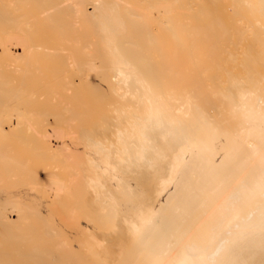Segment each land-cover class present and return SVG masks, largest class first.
Listing matches in <instances>:
<instances>
[{"label":"bare ground","instance_id":"6f19581e","mask_svg":"<svg viewBox=\"0 0 264 264\" xmlns=\"http://www.w3.org/2000/svg\"><path fill=\"white\" fill-rule=\"evenodd\" d=\"M0 191V264H264V0H0Z\"/></svg>","mask_w":264,"mask_h":264},{"label":"rangeland","instance_id":"374dc122","mask_svg":"<svg viewBox=\"0 0 264 264\" xmlns=\"http://www.w3.org/2000/svg\"><path fill=\"white\" fill-rule=\"evenodd\" d=\"M87 4H89V3H87ZM88 6H91V4L90 5H87L86 6V11H90L91 9H90V7H88ZM186 67V66H185ZM188 69H185V71L187 72H181V74H188V71H187ZM86 77L87 78H89V79H95L94 78V76H93V74H87L86 75ZM21 80H18L17 79V81L15 82V81H13V83L14 84H18L17 82H20ZM21 82H24V81H21ZM25 82H31V81H25ZM74 94V92H72V91H66L65 93H63V94H61V96H59L58 97V100L57 101H54V99H53V102H52V100H51V103H50V106L51 107H53V105H55L58 109H60L64 104H70L69 103V101H70V99H69V97L71 98L72 97V95ZM35 102H42V99L41 98H39V97H37V98H35V101H34V104H35ZM104 103L105 102H108V100L107 99H105L104 101H103ZM101 110H102V114H107V108L106 107H104V106H102V108H101ZM100 113V110L99 109H95V110H93V112H92V116H88V117H84L83 119H87V121H86V125L88 124L89 126L92 124V122L93 121H95L97 118H98V115H99V113ZM98 114V115H97ZM79 125H80V123L78 122V121H71V123H70V126L71 127H79ZM66 128H68V126H65V129ZM48 129V131L50 130V133H52L51 132V127H48L47 128ZM67 130V129H66ZM68 131V130H67ZM70 131V130H69ZM49 133V135H50V138H49V140H50V144H51V146H53V147H55L56 145H60V143L58 142L59 140H58V138L59 139H62L63 140V138H61V136L62 135H60V137H58L57 136V133H53V138H51L52 137V135ZM65 135V136H64ZM55 136H57V137H55ZM63 136L64 137H68V135L67 134H63ZM56 138V139H55ZM69 138V137H68ZM68 138H66V139H64L65 141H68L67 139ZM53 139V140H52ZM57 143V144H56ZM54 144V145H53ZM133 184V183H132ZM21 194V193H20ZM22 196V195H21ZM53 197H56V198H58L59 196L58 195H54ZM3 199V194H2V192L0 191V201ZM55 204V206H56V208L58 209V213H56L57 212V209H54L53 208V212L50 214V217L51 218H56V216L58 217L57 219H56V221L58 222V223H61L60 221H62L63 220V223H64V221L66 222L65 224H62L63 225V227L61 226V224H58V225H60V228L61 229H63V230H65V232H66V234H69V233H67L68 232V230H69V232L71 231V227H70V223H67V220L69 219V220H72V216H69L70 214L69 213H67V210L66 209H64V208H61V205L59 206V204H57V203H54ZM54 206V205H53ZM54 206V207H55ZM60 207V208H59ZM60 209V210H59ZM61 209L62 210H66L65 212L67 213V216H66V214L64 215L63 213H65L64 211H63V213L62 214H60L62 211H61ZM43 211H45V209H43ZM59 211H61V212H59ZM57 214H59V215H57ZM76 215L78 216L79 215V213H75V222L76 223H78V222H82V224H83V222H85V220H83L82 218H80V216H78V217H76ZM59 216H60V218H59ZM8 217V220H10V221H14L15 220V216H13V215H10V216H7ZM48 217V216H47ZM64 217H67V218H64ZM70 217H71V219H70ZM64 218V219H63ZM58 219H61V220H58ZM55 221V220H54ZM69 222H71V221H69ZM56 224V223H55ZM70 224V225H69ZM68 225H69V228H68ZM84 226V225H83ZM92 227H90V225L89 226H87V228L86 227H84V230H85V232L87 231L89 234V236H90V238L93 240V237H92V235L95 237V241L97 242V243H95L96 244V246H100V247H102V245L101 244H103V245H105L104 244V240H105V243L107 242V236H105L104 235V238H101V237H98V235L99 236H102L103 234H102V231L100 232L99 230V228H96V227H94L93 226V228L91 229ZM99 231V233H98V235L95 233V231H96V229ZM98 231H96V232H98ZM104 231V230H103ZM100 233H101V235H100ZM104 234H106V232L104 231L103 232ZM68 236H70V235H68ZM122 237H124L123 235H121ZM119 237L118 238V240H121V242H123V240H124V238H122V237ZM98 237V238H97ZM103 237V236H102ZM113 237H115V236H113ZM101 238V239H100ZM103 239V240H102ZM68 240H69V238H68ZM102 240V242H100ZM118 240H117V242H118ZM69 242V244H70V246H72V250H74L75 252H77L78 254L80 253V250H81V246H80V244H78L79 242H80V239H77V238H73V239H71V240H69L68 241ZM100 243V244H99ZM115 243H116V241H115ZM120 243V241L117 243V244H119ZM106 246V245H105ZM114 249H117V247L116 248H114ZM101 253H103V252H101ZM116 254H117V252H116ZM115 254V250H114V254L113 255H116ZM103 255H104V253H103Z\"/></svg>","mask_w":264,"mask_h":264}]
</instances>
